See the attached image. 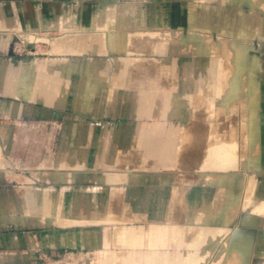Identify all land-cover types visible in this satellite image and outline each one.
<instances>
[{
  "label": "crops",
  "instance_id": "0c3cea01",
  "mask_svg": "<svg viewBox=\"0 0 264 264\" xmlns=\"http://www.w3.org/2000/svg\"><path fill=\"white\" fill-rule=\"evenodd\" d=\"M35 1L0 0V264H181L187 255L181 248L188 250V246L183 242L179 212L164 221L162 217L124 221L125 209L179 208L180 199L177 204L172 199L179 192L166 186L162 168L158 169L164 159H173L176 143L157 122L152 123L157 136L150 133L147 116L177 112L174 106L179 99L189 102L194 91L210 84L209 55L191 46L197 40L191 34H204L211 43L227 39L243 47L247 56L259 59L254 75L262 105L257 112L260 132L264 0H135L106 12L105 23L100 18L93 23L96 16L87 12ZM148 31L171 32L179 41L170 46L172 52L181 48L197 57L181 74L186 91L171 94L176 102L167 99L162 109L156 108L162 104L155 101L157 95L147 90L146 82L158 73L146 71L142 47L146 39L136 38L135 47L126 45L125 35ZM112 32L123 39L119 48L111 43ZM67 40H72L68 50L54 51V45ZM162 44L163 39L158 40L150 50L161 52ZM196 59L199 68L194 67ZM170 75L171 81L179 80V73ZM35 124L64 131L52 143L51 138L35 135ZM132 135L141 140L142 153L131 152ZM259 143L260 136L258 147ZM261 145L259 163L243 168H257V176L264 178V137ZM150 155L160 157L154 158L153 169H147ZM240 167L235 169L239 180ZM256 180L249 205L242 208L250 214L244 232L250 235L252 256L259 257L264 256V216L255 210L264 201L258 199V194H264V182L257 186ZM240 186L234 185L235 193ZM131 192L138 193V200ZM197 198L181 200L190 208L208 204L206 195L202 201ZM220 227H224L220 220L210 226ZM224 228L229 236L240 232ZM136 229L142 231L139 245L120 236ZM214 251L212 258L219 254Z\"/></svg>",
  "mask_w": 264,
  "mask_h": 264
},
{
  "label": "rangeland",
  "instance_id": "374dc122",
  "mask_svg": "<svg viewBox=\"0 0 264 264\" xmlns=\"http://www.w3.org/2000/svg\"><path fill=\"white\" fill-rule=\"evenodd\" d=\"M134 1L135 0H43V1L42 0H40V1L36 0L35 4H38V3L42 4L43 3V4L47 5V7H55L56 9H62V10L65 9L68 11L77 10V12L81 11L84 14L87 12L88 14H92V15L96 16L93 18V21H92L93 23L98 18H100L101 23H105L108 20V17L105 15L106 12H108L109 10H115V8L117 6L120 7L122 5H126L129 2H134ZM144 3H148V5H149V2H144ZM150 3H154V2H150ZM199 21H201V18L199 19ZM167 29H168L167 27L160 28V30H162V31H165ZM178 29L184 30L183 27H179ZM200 31H204V30H200ZM258 33H260V29H259ZM174 43H176V44L179 43L177 37H175V39H173V40H171V39L163 40L162 47L164 50L161 51L163 53L162 57L158 54L161 52L151 51L150 49H147L146 55L143 56L144 63L146 64V71L158 73L156 79H151V80H148L146 82L148 92L153 93V95L156 94L157 98L155 101H159L160 103H162L160 106H159V104L156 105L157 109H162V107H163L162 105H164V103L167 99H170V103L176 102L175 96L169 97V96H171V94H176V93L180 94V93H183L186 91V90L182 89V85L186 84L187 81H182L180 79L182 77H185V76H181V74H182V72H187V70H185L187 67V63L191 62V60L193 61V59H192L193 57L197 58L195 55L185 54V50H183L181 48L174 50L172 52V50H170V46L173 45ZM122 51L124 53H127L125 48ZM172 53H173V55H171ZM218 61H219L218 69H221L220 67H224L225 63L228 60H225V58L220 57V58H218ZM156 62L161 63V65L156 66V67L153 66ZM197 62H198V60L196 59V64L199 63V62L198 63ZM200 66L201 65L198 64L194 67L199 68ZM249 70H250V68H249ZM190 71L193 72L194 70L190 69ZM160 73L162 74L163 79H161ZM171 73H179V75H178L179 80L178 81H171L170 80V77H171L170 74ZM174 76H175V74H174ZM158 78H160V79H158ZM131 83H133V82H131ZM177 83H178V87L175 86ZM190 92H192V91H190ZM260 92H261V90H259V93ZM194 93H196V94L193 97H191L192 99H191L190 106H182V107L177 106L176 107V105L173 103V105H175L174 107L177 109V112L170 113V115H163L162 112H154V113H148V116H147V127H148L147 130L150 133L156 134V136H157L158 130H157V128L154 127L155 124H152L154 122H157L158 124L163 126L162 127L163 129H166V137L174 138V141L176 143V149H175L176 153L174 155H172L173 159H170L171 157L168 159H164L162 161V163H160L158 161V163L162 164L161 166L159 165L158 169L162 168V174L164 175L163 181H164V183H166V186H168V187L172 186L174 192L175 191L179 192L178 195L176 193H175V195H172L173 204H177L176 200L180 199V202H178L179 208H158V209L157 208L156 209L155 208H146V209H144V208H130V209H125L123 214L125 215V218L127 217V220H124V221L140 222V223L145 222V221L149 222L150 219H153V217H162V220L164 221V220H170V218L174 217L175 212H179V216H180V220H181V226L183 229V238L187 239L189 236H190L189 238L197 236L198 230L201 226V225H197L198 228H196V225H191L190 224L191 223V221H190L191 216L196 217V214H197V218H198L200 215L203 214V211H205L207 209L206 207L209 205L210 215H215L216 213L218 214L221 211L220 208L222 207L223 211H222L221 215L223 216V219L225 220V222L230 219L228 224H226L225 222L223 223V226L229 230V233H230V231H231V233L233 231H235L234 229H236V228H237V230L242 231L241 226H243V231H244L245 230V224L244 223H245V221L248 220L247 218L250 215L247 210L242 208V204L245 203L246 196L248 194V191L246 190L247 185L246 186L245 185L240 186L239 189H238V187L236 188V190H237L236 194L239 196V197L237 196V199L239 198L238 199L239 201L237 199H235V200H237V202H239V203H237L235 201V204H233L234 206L232 205V207H234V208H232V209L230 208L231 206L229 207V209L226 207L224 208L223 206L225 205V202L228 198L225 185H222V184L220 185L216 181H213V182L205 181V179L203 178L204 173H203V170L201 169L199 163H201L200 160L207 153V148L210 145V143L216 142V141H223L222 139H224L226 141V140L230 139L229 137H234L235 140L238 141L237 142L238 143L237 151H238L240 157L243 159L248 158V156H247V152H248L247 148L248 147H247V143H245L246 141H248L245 137V133H246L245 119H246V116L248 115L247 114L248 112H247V106H246L245 102H243L246 99L245 98H236L232 101V104L230 106H227V105L225 106L224 104L223 105H211L208 97H206L202 94L200 97V95H198L196 91H194ZM196 97H198V98H196ZM204 98H205V100H204ZM193 99H195V100H193ZM260 100H261V98H260ZM193 102L195 104H193ZM197 102H199V103L197 104ZM236 102L238 103V105L240 107L237 105ZM198 105H200V106H198ZM197 106L202 107V108H198ZM212 107H214V108H212ZM261 107H262V105L259 107V109H261ZM198 109H201L202 112ZM232 113H234V116H236V119H235V117L233 118L234 121L232 120V116H231V115H233ZM211 114H213L214 117ZM220 116H222V119H220L221 118ZM229 116H231V117H229ZM222 120L225 121L226 124H225V122L223 123ZM199 121H201L202 124ZM212 122L216 126H214V124ZM215 122H217V123H215ZM193 123L194 124L196 123V125H194ZM221 124H222V126H221ZM60 125H61V127L64 126V124H60ZM191 125L193 127H191ZM263 125L264 124L260 125L261 126L260 132H259L260 133L259 134L260 143H259V147L256 150L257 151L256 153L258 154V157H260V159L262 158V153H263V149H262L263 146L261 145L262 137H264V127H262ZM34 126H36L34 129L35 135L51 138L52 143H54L60 137L61 132L64 131V129H56V130H54L52 128L48 129V128H46V126H47L46 124H35ZM49 126H52V125H49ZM205 126H207V128ZM210 127H211V129H210ZM188 128L191 129V131L192 130L193 131L188 132L189 131ZM218 128H219V130H218ZM230 128H232V129H230ZM203 129H205V130H203ZM207 129H209V130H207ZM237 130H239V131L237 132ZM68 131H72V130H68ZM219 131H221V132H219ZM193 132H194V134L195 133L196 134L194 135ZM190 133L192 134V136L190 135ZM207 133H210V135ZM229 133L230 134L233 133V134L230 135ZM188 134L190 136V139L193 140V143L190 142L191 140L188 138L189 137ZM228 134H229V136H228ZM237 138L239 140H237ZM242 138H243V141H241ZM189 142L191 143V146L188 147V145H190ZM140 144H141V140L139 139V137H137L136 135H134V136L132 135L131 146H130L131 152L132 153H135V152L136 153H142V151L140 150L142 144L141 145ZM184 144H187V145L185 146ZM192 144H194V145H192ZM139 145H140V147H139ZM187 147L189 149L192 148L191 149L192 151L190 150V152H189V150L186 149ZM185 149L188 151V153H192L193 151L194 152L198 151V153L200 152L199 156H198L199 159L194 161V164H198L199 166L193 164L196 167H194V166L191 167V166L187 165L186 160H184V157L188 153ZM182 152H184V154H186V153L187 154L184 156V154ZM158 156L159 155L148 156L147 169L155 168L152 166V164L157 163V160H155L154 158H156V157L160 158ZM182 156H183V158H181ZM206 170H207L206 173L209 172L208 174H210L212 177L215 176L214 178H216V179L218 177H222V174H223L222 171L212 170V169H206ZM257 170H258L257 168H250V167H248V168L240 167L238 169L239 173L241 175H243V177H244V180H245L244 182H246L250 178H257L256 184L258 186L260 183L264 182V178L257 176V174H256ZM213 171L216 173V175ZM153 173H154V171L152 173H148V174H153ZM213 173H214V175H213ZM196 176H197V178H196ZM212 183H213V185H212ZM209 184L211 186H209ZM223 189L225 190V192ZM152 190H154V188H152ZM147 195H149V194H147ZM152 195H154V194H152ZM194 195H196L198 197L197 199L200 201H202L203 196L206 195L208 197V200H209L208 204L203 205V204L198 203V204H196V208H197L196 210L197 211H194L192 208H190L186 205V202H182L183 199L184 200L193 199ZM220 196H221V198H220ZM258 196H259L258 199L264 198L263 193L258 194ZM131 197L133 199L138 200V193L137 192H131ZM181 198H182V200H181ZM218 202H220V203H218ZM235 206H236V208H235ZM234 209H235V211L233 212ZM190 210L193 212H191ZM227 210L228 211L230 210L229 212L232 211L233 214H232V212H231V214L233 216L231 214H229V212ZM194 212H196V213H194ZM198 221H199V218H198ZM193 227L196 229H193ZM192 231L195 233H193ZM191 233L193 234L192 236H191ZM185 235H187V236H185ZM234 250L231 249L230 250L231 252H229V253L232 254V252ZM181 251L183 253H186L187 252L186 246L184 248H181ZM218 253H219V251L216 249L214 251V254L217 255ZM227 253H225V254H227ZM244 253L245 254L251 253V258L249 260V264H264V256L258 257V255L256 253L252 256V252H250V250L249 251L246 250V252H244ZM227 262H228V257L226 259V256H225V258L223 257V259L221 260L220 264H224V263L228 264ZM209 263L210 262H208L207 264H209Z\"/></svg>",
  "mask_w": 264,
  "mask_h": 264
},
{
  "label": "bare ground",
  "instance_id": "6f19581e",
  "mask_svg": "<svg viewBox=\"0 0 264 264\" xmlns=\"http://www.w3.org/2000/svg\"><path fill=\"white\" fill-rule=\"evenodd\" d=\"M30 34H32V33H30ZM103 35H105V34H103ZM114 36H115V34L113 32L110 33L109 38L111 40V43L114 44L113 46L115 48H119L118 44L120 42H122L123 39H119V37L116 38ZM181 36L182 35L180 34L179 39H181ZM194 36H196L197 40L195 39L196 41L191 45L192 49L195 50L196 52L206 53L209 55L207 58V68L211 74L210 84L207 85L206 88H201L197 94L200 95V97H201V94L208 97L211 105H223L224 104L225 106L226 105L230 106L234 99L245 98L246 100H244L243 102H245V104L247 106V112H248L247 113L248 115L246 116V119H245V122H246L245 137L248 140L245 143H247V147H248L247 148L248 158L243 159L240 157V155L237 151V149H238V143L237 142L238 141H236L234 137H229L230 139H228L226 141L224 139H222L223 141L212 142V143H210V145L207 148V153L205 154V156L202 157V159H201L202 162L199 163L200 167L204 173V177L203 176L202 177L207 182L216 181L220 185L221 184L225 185L228 198L225 202V205L224 206L222 205V206L224 208L226 207L228 209L230 206H231L230 207L231 209L234 208V207H232V205L235 204V201L237 202V200L239 199V198L237 199L238 195H236V193H235L234 185L235 184L239 185V183L241 186L247 185L246 190L248 191V194L246 196L245 203L242 202L243 203L242 207L245 208L249 205V202L252 198V192H253V188H254V184H255V178H250L249 180L246 181L247 183L244 182L245 181L244 177H241L239 180L235 176V169L238 167V165H241L242 167L247 166V165L248 166H251V165L256 166L259 163V158L255 154V150L258 147V136H259V130H258V124L259 123H258V116H257V112H258V108H259V100L257 97L258 96L257 95L258 94V82L255 79V75H254L257 72L259 59H257L256 56L255 57L254 56H247L246 50L243 47H241L239 45H235L233 42H230V40L224 39V40H222V42L220 44H214V43H211L210 36L206 35L207 36L206 37L204 34H198V35L191 34V37H194ZM37 37H39V36H37ZM139 37L146 39V43L142 44V47H144L143 50H145V51H147V49H151L153 47V44L158 40L173 39L171 32L159 33V32H155V31H148V32H142V33H130V34L125 35L126 45L128 42H130L132 44L131 46H134V47L137 46V45H135L134 42H135V39L139 38ZM35 39H36L35 36L30 37V41L31 40L33 41ZM44 39L46 40V38H43V41H44ZM149 40H152L153 42H150ZM30 41H29V43H30ZM39 41L41 42V40H39ZM26 42H27V40H26ZM71 42H72V40H71ZM71 42H70V40H67V42L63 41L62 43L54 45V51H65V49L68 50L70 48L69 44H71ZM32 44H34V43H32ZM64 47H66V48H64ZM72 47H73V48H71L72 51H75L73 44H72ZM220 57L225 58V60H228V61L225 63L224 67H220L221 69H218V66H219L218 58H220ZM54 66H56V65H54ZM68 67L69 66L67 65L66 68H68ZM64 68H65V66H64ZM249 68H250V70H249ZM196 98H198V97H196ZM195 99H193V100H195ZM204 100H205V98H204ZM194 102H193V104H195ZM177 103H178L177 106H179V107L188 106V104L190 106L191 100H189V102H188L185 99H179V101H177ZM198 103L199 102H197V104ZM237 105H238V103H237ZM198 106H200V105H198ZM198 108H202V107H198ZM212 108H214V107H212ZM198 110H200L202 112L201 109H198ZM232 114H233V115H231L232 120L234 117L236 119V116H234V113H232ZM211 115L213 116V114H211ZM231 116H229V117H231ZM220 117L219 118L222 119V116H220ZM199 122L201 123V121H199ZM224 122L225 121H223V123ZM215 123H217V122H215ZM225 124H226V122H225ZM194 125H196V123ZM214 126H216V125L214 124ZM221 126H222V124H221ZM191 127H193V126L191 125ZM205 127L207 128V126H205ZM210 129H211V127H210ZM230 129H232V128H230ZM203 130H205V129H203ZM207 130H209V129H207ZM218 130H219V128H218ZM192 131H191V129H189L188 132H192ZM238 131L239 130H237V132ZM194 132H193V134H194ZM219 132H221V131H219ZM233 133H231V134H233ZM207 134L210 135V133H207ZM229 134H228V136H229ZM190 135L192 136L191 133H190ZM188 136H189V134H188ZM188 138L190 139V136ZM190 140H191L190 142L193 143V140L192 139H190ZM237 140H239V139L237 138ZM241 141H243V138ZM191 143H190V145H188V147L191 146ZM187 144H184V145L186 146ZM192 145H194V144H192ZM188 147L186 149L189 150V152H190V150L192 148L189 149ZM182 153L184 154V152H182ZM187 153H188V151H187ZM199 153H198V151H196V152L193 151L192 153H188L187 155L189 157H187V158L185 156L186 154H184V156H185L184 160H186L187 161L186 163L188 165L190 164V166H192V167L194 165H198V164H194V161L199 159L198 158ZM181 158H183V156ZM194 167H196V166H194ZM206 169L222 171L223 172L222 177H218L216 179V178H214L215 176L212 177L210 174H208L209 172L206 173V171H207ZM214 173H213V175H214ZM215 175H216V173H215ZM196 178H197V176H196ZM210 184H209V186H211ZM212 185H213V183H212ZM224 192H225V190H224ZM43 196H45V195H43ZM221 196H220V198H221ZM44 198H46V197H44ZM235 199H237V200H235ZM218 203H220V202H218ZM237 203H239V202H237ZM236 206H235V208H236ZM191 208L194 211H197L196 205H192ZM206 208L207 209L205 211H203L202 215H200V216L198 215L199 221L197 218V214H196V217L191 216V218H190L191 219L190 220L191 225H196V228H198L197 225H201V226L198 230L197 236L191 237V238H189L190 237L189 236L188 237L189 239L187 237H186L187 239H184L183 242L188 246V250H187L186 258L181 260V261H184V262H181V264H202L203 261L207 262L209 259L212 260L211 264H220L221 260L223 259V257L225 258V256H226V259L228 257V262H227L228 264H249L251 253L245 254L244 252H246V250L247 251L250 250V252H251L252 242H251L250 235H247L244 231H240L239 233H234L232 236H229L228 231L224 227H220V228H217L216 230H213L212 228H210L212 223L219 222V220L222 223L225 222V220L223 219V216L221 215L223 209L221 207L220 208L221 211L218 214L216 213L215 215H210L209 205ZM234 211H235V209L233 210V212ZM255 211L257 214L264 216V201L262 203H260L259 207L256 208ZM191 212H193V211H191ZM231 212H229V214H231ZM233 212H232V214H233ZM194 213H196V212H194ZM229 220L226 221L225 223L228 224ZM249 220H248V224L251 223V221H249ZM196 228L193 227V229H196ZM141 232L142 231L138 230V229H136L134 232H131L132 234L130 233V231L129 232L125 231L123 233V235L121 234L120 236L127 238V242L129 244L136 246V245H139V243H141V236H139V233H141ZM193 233H195V232H193ZM192 235L193 234L191 233V236ZM185 236H187V235H185ZM251 237H252V235H251ZM218 245L222 246V249H219V254L216 257L212 258V253L214 251L213 248L217 247ZM231 249L232 250L235 249L232 252V254L229 253V252H231L230 251ZM225 253H227V254H225Z\"/></svg>",
  "mask_w": 264,
  "mask_h": 264
}]
</instances>
